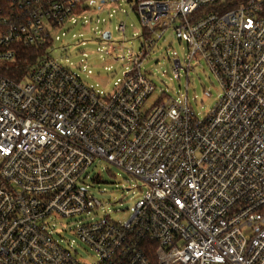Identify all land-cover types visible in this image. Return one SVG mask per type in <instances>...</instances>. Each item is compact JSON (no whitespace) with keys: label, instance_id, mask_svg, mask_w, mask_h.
Listing matches in <instances>:
<instances>
[{"label":"built area","instance_id":"2783aa9c","mask_svg":"<svg viewBox=\"0 0 264 264\" xmlns=\"http://www.w3.org/2000/svg\"><path fill=\"white\" fill-rule=\"evenodd\" d=\"M89 1L0 0V264H264V0H104L129 3L155 35L107 94L50 56L6 74L17 45L58 40ZM171 26L188 46L173 78L185 70L187 92L204 61L219 85L202 119L187 95L144 107L155 85L141 62ZM95 161L145 183L126 222L93 217ZM57 216H79L65 230L94 260Z\"/></svg>","mask_w":264,"mask_h":264},{"label":"rangeland","instance_id":"374dc122","mask_svg":"<svg viewBox=\"0 0 264 264\" xmlns=\"http://www.w3.org/2000/svg\"><path fill=\"white\" fill-rule=\"evenodd\" d=\"M88 5L92 7L91 12L83 24L81 19L55 30L59 39L50 43L48 53L77 73L85 83L101 94H107L112 91L115 81L130 69L134 56L141 54L143 47L149 40H154L155 35L145 32L129 3H122L119 7L104 3V0H90ZM121 23L125 26L124 32L116 28ZM105 31L110 33L107 39L103 38ZM176 57L185 66L188 46L184 40L175 37L171 26L154 42L141 62V70L155 85V91L144 102V107L153 106L162 97L182 101L187 95L195 115L202 119L217 102L219 85L204 61L192 60L186 92L185 70H182L180 79L173 78L171 59ZM86 173L87 189L102 203L93 217L107 214L116 223L126 222L134 211L136 201L146 190L145 183L122 168L105 162L95 161ZM71 221L57 216V230L62 229L61 234L69 243L73 240V249L77 250L81 260H94L95 253L71 231L65 230L75 225L79 216L72 217ZM61 242L66 244L64 240Z\"/></svg>","mask_w":264,"mask_h":264},{"label":"trees","instance_id":"16d2710c","mask_svg":"<svg viewBox=\"0 0 264 264\" xmlns=\"http://www.w3.org/2000/svg\"><path fill=\"white\" fill-rule=\"evenodd\" d=\"M50 43L48 38L43 44L17 45L14 62L4 64V67L8 68L6 74L15 80L22 79L32 66L50 56L48 53Z\"/></svg>","mask_w":264,"mask_h":264},{"label":"water","instance_id":"95a60500","mask_svg":"<svg viewBox=\"0 0 264 264\" xmlns=\"http://www.w3.org/2000/svg\"><path fill=\"white\" fill-rule=\"evenodd\" d=\"M110 37V33L108 31L103 33V38H109Z\"/></svg>","mask_w":264,"mask_h":264}]
</instances>
